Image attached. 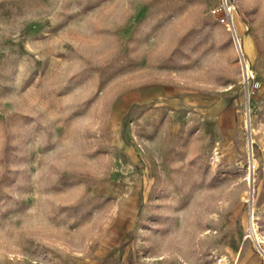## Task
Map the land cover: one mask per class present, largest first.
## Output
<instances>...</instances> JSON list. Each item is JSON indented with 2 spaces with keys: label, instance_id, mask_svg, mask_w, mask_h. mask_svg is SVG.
Masks as SVG:
<instances>
[{
  "label": "rangeland",
  "instance_id": "1",
  "mask_svg": "<svg viewBox=\"0 0 264 264\" xmlns=\"http://www.w3.org/2000/svg\"><path fill=\"white\" fill-rule=\"evenodd\" d=\"M0 264H264V0H0Z\"/></svg>",
  "mask_w": 264,
  "mask_h": 264
},
{
  "label": "crops",
  "instance_id": "2",
  "mask_svg": "<svg viewBox=\"0 0 264 264\" xmlns=\"http://www.w3.org/2000/svg\"><path fill=\"white\" fill-rule=\"evenodd\" d=\"M178 92L179 91L176 88L163 82L146 84L141 87L132 88L124 92L120 96V98L115 101L110 116L112 115L115 118L118 117L120 127L122 126L123 116L126 114V112L132 110L140 111L143 106L152 101L156 102L158 100H166L169 101L171 104H174L178 102L179 98H181V102L184 105H192L198 111L202 110L201 108L202 106H204L205 103L202 97H199V99L197 98V96L186 95V97H179L177 95ZM216 103L217 102L212 103L208 113L210 114V119L212 120L217 119L219 115V111L214 112L212 108L213 105ZM201 114H203V112Z\"/></svg>",
  "mask_w": 264,
  "mask_h": 264
},
{
  "label": "built area",
  "instance_id": "3",
  "mask_svg": "<svg viewBox=\"0 0 264 264\" xmlns=\"http://www.w3.org/2000/svg\"><path fill=\"white\" fill-rule=\"evenodd\" d=\"M233 6H230L227 2H222L219 9L230 11Z\"/></svg>",
  "mask_w": 264,
  "mask_h": 264
},
{
  "label": "bare ground",
  "instance_id": "4",
  "mask_svg": "<svg viewBox=\"0 0 264 264\" xmlns=\"http://www.w3.org/2000/svg\"><path fill=\"white\" fill-rule=\"evenodd\" d=\"M230 19V21L232 22V16L229 18ZM247 73H251V70L249 71L248 70V68H247ZM251 224H252V227H251V231L253 230V231H255V228H254V223H253V221L251 222ZM255 238H256V240H257V243H259L260 241L258 240V237H257V235L255 234Z\"/></svg>",
  "mask_w": 264,
  "mask_h": 264
}]
</instances>
